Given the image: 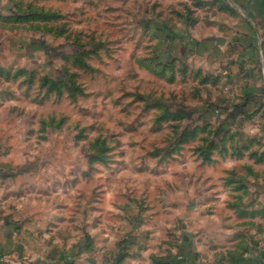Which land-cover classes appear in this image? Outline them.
Listing matches in <instances>:
<instances>
[{"label":"crops","instance_id":"obj_1","mask_svg":"<svg viewBox=\"0 0 264 264\" xmlns=\"http://www.w3.org/2000/svg\"><path fill=\"white\" fill-rule=\"evenodd\" d=\"M52 2L0 0V264H264V0H185L168 66L214 88L205 122L219 149L202 157L195 143L171 190L130 192H96L79 160L71 178L52 140L68 117L37 115L67 84Z\"/></svg>","mask_w":264,"mask_h":264},{"label":"rangeland","instance_id":"obj_2","mask_svg":"<svg viewBox=\"0 0 264 264\" xmlns=\"http://www.w3.org/2000/svg\"><path fill=\"white\" fill-rule=\"evenodd\" d=\"M49 1L47 22L66 38L53 41V70L60 51L68 55L67 84L38 103L37 115L50 114L52 126L61 113L68 117L69 132L52 140L68 154L71 178L80 174L79 160L86 177L96 175V192L109 183L122 192L142 185L167 191L177 162L189 168L194 145L202 157L215 144L219 149L205 122V96L214 88L203 85L200 71L168 66L185 0ZM164 30H171L167 50L159 38Z\"/></svg>","mask_w":264,"mask_h":264},{"label":"trees","instance_id":"obj_3","mask_svg":"<svg viewBox=\"0 0 264 264\" xmlns=\"http://www.w3.org/2000/svg\"><path fill=\"white\" fill-rule=\"evenodd\" d=\"M160 37V36H159Z\"/></svg>","mask_w":264,"mask_h":264}]
</instances>
